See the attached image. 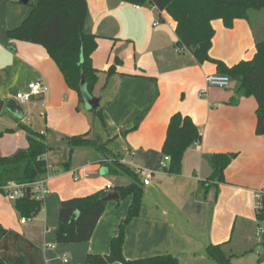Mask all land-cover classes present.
<instances>
[{"label": "crops", "instance_id": "0c3cea01", "mask_svg": "<svg viewBox=\"0 0 264 264\" xmlns=\"http://www.w3.org/2000/svg\"><path fill=\"white\" fill-rule=\"evenodd\" d=\"M31 1L0 0V100L16 101L18 93L39 79L49 93L32 97L21 115L8 113L9 121L1 118L2 111L0 132H13L0 140V156L11 157L28 147L20 124L43 134L51 148L46 155L50 194L40 214L22 224L14 202L0 192V226L39 247L45 264H85L88 255L110 254L131 197L107 203L89 242L65 245L56 239L63 201L100 191L108 195L129 183L111 177L95 152L77 150L71 157L68 138L89 135L123 164L153 172L151 184L144 186L140 215L125 231L126 260L172 256L178 264H214L207 248L231 240L243 251L247 239L264 230L256 227L257 194L264 192V136L256 134L257 101L237 95L235 83L228 89L209 87L206 78L218 73L216 66L200 65L190 53L178 51L177 25L165 11L121 0H87L85 30L98 37L93 65L100 75L93 96L100 100L102 122L68 88L44 47L7 38V31L30 15ZM212 26L216 35L210 56L228 67L253 59L256 36L264 38L261 22L258 28L246 20H236L232 29L221 20ZM118 60L117 73L108 78ZM176 113L189 116L202 135L185 153L178 176L161 168L168 124ZM219 153L238 156L225 170V182L210 188L204 199L201 186L212 175V156ZM68 163L69 171L64 166Z\"/></svg>", "mask_w": 264, "mask_h": 264}, {"label": "trees", "instance_id": "16d2710c", "mask_svg": "<svg viewBox=\"0 0 264 264\" xmlns=\"http://www.w3.org/2000/svg\"><path fill=\"white\" fill-rule=\"evenodd\" d=\"M137 7H153L165 11L176 22L177 43L180 53H190L198 64L211 63L217 74L227 76L236 84L237 95L252 97L258 109L256 134L264 136V38L256 36V54L249 61H242L233 67L214 60L210 56L212 41L216 35L212 23L221 20L227 29H232L236 20L250 21L252 11H263L264 0H121ZM30 15L17 28L7 31L12 41L26 42L45 48L49 57L60 70L66 85L78 93L83 101L81 82L85 79L87 89L93 95L99 82L100 71L93 65V55L98 49V37L86 33L88 15L87 0H32ZM115 62L107 72L108 78L117 73ZM94 113L103 122L102 109ZM26 132L28 147L11 157L0 156V192L9 183L31 186V194L17 199L15 209L22 220H33L43 209V203L36 199L32 185L49 175L46 155L51 151L45 136L32 128L20 124ZM8 133L12 130L6 131ZM6 132H0V140ZM202 140L196 124L189 116L174 114L168 124L162 154L168 157L163 169L170 175H181L184 155L189 148ZM70 155L77 150H89L100 155L101 163L109 168L114 178H126L127 185L116 187L121 200L131 197L132 203L126 219L119 227L118 235L111 242L109 255H88L85 264H178L172 256L128 261L123 255L127 226L139 217L144 196V184L137 170L123 164L119 157L110 152L106 144L92 140L89 135L68 138ZM236 153L214 154L211 159L212 175L201 186L202 197L208 190L225 182V170L237 158ZM71 163L65 166L71 169ZM212 184V185H211ZM105 191L94 195L63 201L59 212V227L56 231L58 244L78 245L89 242L103 216L107 203ZM264 220V195L261 208L257 210V221ZM264 245V244H263ZM232 240L220 245H210L207 256L214 264H232L238 255ZM0 264H45L42 251L23 236L7 231L0 226Z\"/></svg>", "mask_w": 264, "mask_h": 264}, {"label": "built area", "instance_id": "2783aa9c", "mask_svg": "<svg viewBox=\"0 0 264 264\" xmlns=\"http://www.w3.org/2000/svg\"><path fill=\"white\" fill-rule=\"evenodd\" d=\"M139 8V7H138ZM206 83L209 87H217L221 89H228L231 87V80L227 76L214 74L210 75L206 78ZM49 93V88L45 84V82L41 79H39L36 82H33L28 85L27 90L21 93H18L16 96V100L19 102L21 106H27L30 103V100L32 97H38V96H44ZM169 161L168 157H164L163 164H162V170L167 166V163ZM142 178L144 186H148L151 184V180L153 177V172L147 171V170H137ZM48 182H49V175L45 178H42L37 183L33 184V193L37 200L42 202L44 204L46 198L50 194L49 188H48ZM31 186H24V185H18L16 183H9L7 186L2 188V193L6 195V197L12 201L15 202L17 199L24 197L27 194V189ZM111 186L107 187V190H110ZM32 190V189H31ZM264 195V192H260L257 194V199L262 200V197ZM28 220H22L21 223L25 224ZM264 230L259 231V237H261Z\"/></svg>", "mask_w": 264, "mask_h": 264}, {"label": "rangeland", "instance_id": "374dc122", "mask_svg": "<svg viewBox=\"0 0 264 264\" xmlns=\"http://www.w3.org/2000/svg\"><path fill=\"white\" fill-rule=\"evenodd\" d=\"M260 22L261 25H264V10L260 12L252 11L250 14V23H252L254 27L256 26V28H258L260 27ZM11 102H15L16 108L22 112L23 106H21L17 100H13ZM8 113L9 112L5 110V114H3L1 118L5 121H9L7 118ZM89 138L92 139L90 136ZM261 204L262 200H258L257 210L261 208ZM256 227L258 229H264V220L257 221ZM243 249L247 250L248 252L243 255L234 257L232 259V264H264V245L261 241V237H259V234L257 232L253 234L252 239H247L246 245H244Z\"/></svg>", "mask_w": 264, "mask_h": 264}, {"label": "water", "instance_id": "95a60500", "mask_svg": "<svg viewBox=\"0 0 264 264\" xmlns=\"http://www.w3.org/2000/svg\"><path fill=\"white\" fill-rule=\"evenodd\" d=\"M20 1L22 3H28L29 2V0H20ZM81 91H82V97H83V101L85 102L86 108L89 111H95V110H97L98 107H99L100 100L97 99V98H95L92 94H90L88 92L87 84H86L85 79H83V81L81 82ZM15 104H16L15 102H10V103L6 104L4 101H1L0 100V114L5 109L10 114H13V115H21L22 112L19 111L16 108V105ZM30 194H31V188H28L27 189V195L30 196ZM118 199H120L119 193L114 192V193H111V194L106 195V197L104 198V202L108 203L110 201L118 200ZM261 241H262V243H264V231H263V233L261 235Z\"/></svg>", "mask_w": 264, "mask_h": 264}]
</instances>
